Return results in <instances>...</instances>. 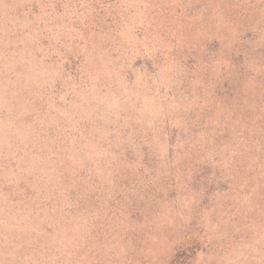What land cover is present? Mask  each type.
Returning <instances> with one entry per match:
<instances>
[{"label":"rangeland","instance_id":"obj_1","mask_svg":"<svg viewBox=\"0 0 264 264\" xmlns=\"http://www.w3.org/2000/svg\"><path fill=\"white\" fill-rule=\"evenodd\" d=\"M0 264H264V0H0Z\"/></svg>","mask_w":264,"mask_h":264}]
</instances>
